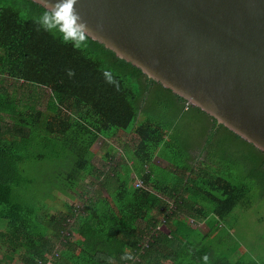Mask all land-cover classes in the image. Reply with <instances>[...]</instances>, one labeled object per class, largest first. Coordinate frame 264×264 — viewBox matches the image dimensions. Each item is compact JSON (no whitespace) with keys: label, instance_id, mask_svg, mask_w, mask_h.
Masks as SVG:
<instances>
[{"label":"trees","instance_id":"1","mask_svg":"<svg viewBox=\"0 0 264 264\" xmlns=\"http://www.w3.org/2000/svg\"><path fill=\"white\" fill-rule=\"evenodd\" d=\"M41 8L0 0V264L7 253L19 264H264L244 254L231 260L238 244L214 235L220 224L202 233L187 222L210 214L223 221L244 201L246 184L223 171L169 184L146 172L157 150L173 159L160 123L138 121L149 89L205 112L90 37L78 49L62 43L34 22ZM25 85L48 89L43 109L25 98ZM209 117L256 149L264 168V152ZM112 128L136 135L130 166L111 145L97 166L89 158ZM59 193L80 196L81 205L63 201L64 211L48 214L44 199ZM161 216L166 229L152 233Z\"/></svg>","mask_w":264,"mask_h":264},{"label":"water","instance_id":"2","mask_svg":"<svg viewBox=\"0 0 264 264\" xmlns=\"http://www.w3.org/2000/svg\"><path fill=\"white\" fill-rule=\"evenodd\" d=\"M76 8L91 39L264 152V0H77Z\"/></svg>","mask_w":264,"mask_h":264},{"label":"rangeland","instance_id":"3","mask_svg":"<svg viewBox=\"0 0 264 264\" xmlns=\"http://www.w3.org/2000/svg\"><path fill=\"white\" fill-rule=\"evenodd\" d=\"M159 90V87L154 85L149 89L148 95L142 101V106L140 105L138 113L143 118L147 117L151 122L160 123L159 126L162 128L173 124L170 129V135L164 138L168 144L163 148V152L167 155L171 154L172 156L170 157L178 159L181 156L183 141L190 145V149L198 148L200 142L197 139V135L194 136L190 127L193 129L194 121L203 122V116L192 117L187 113L178 114V107H174V113L169 111L168 99H173H170L172 97L168 92L162 94ZM23 91L25 98L35 97L36 106L41 109L44 108L48 89L33 88L25 85ZM198 128L199 126L196 125L195 130L197 132H199ZM110 136L107 134L105 137L109 138ZM135 139L136 137L131 135L127 142L134 144ZM207 141L210 142L204 143V151H202L205 153V157L214 156L220 161L219 165L222 171L225 172L231 181L238 184H246L249 189L244 201L236 205L233 211L224 219L222 230L229 232V239H232L233 243L236 242L238 244L237 250L241 251V255H248L258 261H264V168L260 166L259 159L262 155L248 143L236 139L228 131H225V133L221 131L219 135L208 136ZM99 147L100 145L95 143L90 148L91 155L89 158L96 166L102 161V150L100 152ZM118 157L116 156V158ZM88 179L89 177L86 176L85 181ZM63 201L73 203L76 206L81 205L80 196L72 199L64 193H59L56 201L44 199L48 210L47 213L64 211ZM0 228H2L1 224ZM1 254H3L2 251L0 252ZM3 264L19 263L14 255L7 253Z\"/></svg>","mask_w":264,"mask_h":264},{"label":"crops","instance_id":"4","mask_svg":"<svg viewBox=\"0 0 264 264\" xmlns=\"http://www.w3.org/2000/svg\"><path fill=\"white\" fill-rule=\"evenodd\" d=\"M159 91L162 94L166 93L163 90H159ZM170 99H173V98H170ZM174 107L179 108L178 114L187 113L188 115L192 117H196L197 115L203 116V122L194 121L193 123L194 130L190 127V130L192 131L194 136L197 135V139L200 142L198 145V148L190 149V145H187L186 141L185 143L183 141L182 151L184 154L182 156H179L178 159H175V158L170 159L171 161H168L165 157L158 156V150H157V154L152 158L151 163L146 164L145 166L146 172L151 170L152 176L156 177L157 179L160 178L161 180L167 182L168 184L171 183L170 179L173 176L182 177L184 181H186L188 178L198 176L199 174L201 176L210 175V174L212 175L219 174L222 171L219 165L220 161L217 160L214 156H210V158H206L205 157L206 155L204 152H202V150H203L204 143L210 142V141H207L208 136L219 135L221 131L225 133L226 130H224L223 128H219L218 126L213 124L208 114H205V113L203 114L194 108L187 107L185 104H183L178 99H175V98L173 100L168 99L169 111H173L174 113ZM145 120L143 117H141L138 114V121H145ZM154 124H156V126L158 127V123H154ZM196 125L199 126L198 128L199 132L195 130ZM172 126L173 124L169 125L168 127L163 128L164 138L165 136L170 135L171 133L170 129ZM107 134L111 135L110 136L111 139L110 137L109 138L105 137ZM134 134L135 133L133 132V130L125 131V130L118 129V128H112L104 136H101V140L96 141L95 143H98L100 145L99 150L100 152L102 150V156L104 154L105 148H110V145L114 147L112 148L113 152H115L116 149L117 151L119 150L120 153L119 152L118 153L121 154L119 161L121 163L127 162L126 164L130 166L133 163V157L130 156L128 149L130 150L131 148H133V144H129L127 141L131 135L133 137H136V135L134 136ZM101 142H103L106 146L105 145L102 146ZM131 175L135 177L134 172H132ZM137 179L138 178L135 177L134 181ZM187 218H188L187 219L188 224H190L193 227L196 226L197 228H199V230L202 233H205L208 230H210V227L214 228L216 226H219V224L221 228L223 229V225H224V222H223L224 220L221 222L218 221L214 214H210L204 219L198 220V221H195L190 217H187ZM217 221L219 222L218 225H217ZM163 229L165 230L166 226H163ZM222 229L214 231V235L217 234L216 236L218 237L222 234L223 241L226 240L227 242H229L230 240L228 237V235H230L229 232L222 230ZM240 255H241V251L236 250L234 253L230 255L229 258L231 260H236ZM166 263L167 262L165 261L164 264Z\"/></svg>","mask_w":264,"mask_h":264},{"label":"clouds","instance_id":"5","mask_svg":"<svg viewBox=\"0 0 264 264\" xmlns=\"http://www.w3.org/2000/svg\"><path fill=\"white\" fill-rule=\"evenodd\" d=\"M77 0H45L33 16L38 27L57 36L64 44L81 48L89 39V27L76 8Z\"/></svg>","mask_w":264,"mask_h":264},{"label":"built area","instance_id":"6","mask_svg":"<svg viewBox=\"0 0 264 264\" xmlns=\"http://www.w3.org/2000/svg\"><path fill=\"white\" fill-rule=\"evenodd\" d=\"M133 184H134L135 186H141V185H143L140 179L135 180ZM68 221H69V222H72V219L69 218ZM163 226H165V225H164V218H163V216H161V217L159 218V222H158L157 225L151 230V232H152V233H155V231H157V230H161ZM62 234H68V232H67V231H63ZM147 239H148V238H147ZM147 239H144V241H145V242H144L145 245H147V243H146V242H147ZM50 263H51V262H48L47 264H50ZM125 264H132V263H131V262H130V263H129V262H126Z\"/></svg>","mask_w":264,"mask_h":264}]
</instances>
